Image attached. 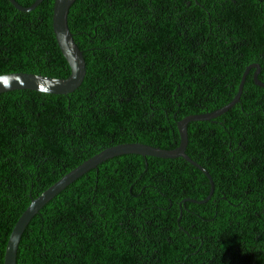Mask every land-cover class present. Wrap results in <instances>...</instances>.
I'll return each mask as SVG.
<instances>
[{"label": "trees", "instance_id": "obj_1", "mask_svg": "<svg viewBox=\"0 0 264 264\" xmlns=\"http://www.w3.org/2000/svg\"><path fill=\"white\" fill-rule=\"evenodd\" d=\"M29 6L34 0H16ZM74 0L69 31L85 61L71 93H0V264L30 199L115 144L164 149L176 121L213 111L244 68L264 82V0ZM53 0H0V74L65 78ZM251 67L239 101L187 124L188 156L108 158L29 221L16 264H264V88Z\"/></svg>", "mask_w": 264, "mask_h": 264}, {"label": "water", "instance_id": "obj_2", "mask_svg": "<svg viewBox=\"0 0 264 264\" xmlns=\"http://www.w3.org/2000/svg\"><path fill=\"white\" fill-rule=\"evenodd\" d=\"M8 1L17 10L26 12L33 10L42 0H34V2L29 6H22L16 0ZM73 2L74 0H53L52 11V29L58 46L69 65V75L65 78H58L29 72L3 73L0 74V93L12 90L28 89L50 94H67L74 91L81 84L85 76V61L82 51L75 43L73 35L69 31L67 24L68 9ZM251 67H254V71L252 72L254 84L264 88V82L257 77V73L260 69L259 65L257 63H250L244 68L238 83L237 91L228 103L214 109L213 111L200 114H189L176 121L179 142L175 147L164 149L140 142H126L108 146L66 172L36 197L31 198L27 207L22 211L16 220L8 236L4 250L3 264H16L17 247L24 229L28 225L29 221L51 198L88 170L96 168L102 161L116 155L135 153L142 155L144 159L146 156L159 158H183L198 168L206 176L209 182V192L205 198L200 200L186 198L183 199V201L196 203H203L207 201L213 193L214 183L208 171L196 161L191 159L185 152L187 146V124L191 121L210 120L211 118L217 117L238 102L242 92L245 76Z\"/></svg>", "mask_w": 264, "mask_h": 264}, {"label": "flooded vegetation", "instance_id": "obj_3", "mask_svg": "<svg viewBox=\"0 0 264 264\" xmlns=\"http://www.w3.org/2000/svg\"><path fill=\"white\" fill-rule=\"evenodd\" d=\"M170 2H171V0L169 1V8H168V10H169V12L171 13L170 9H175L176 6H172V7L170 8ZM177 2H178V0H175L174 5H177ZM186 2H188V1L186 0Z\"/></svg>", "mask_w": 264, "mask_h": 264}]
</instances>
